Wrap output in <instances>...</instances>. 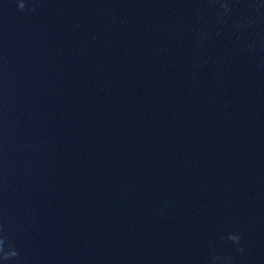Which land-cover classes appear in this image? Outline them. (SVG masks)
I'll list each match as a JSON object with an SVG mask.
<instances>
[{"label": "water", "instance_id": "water-1", "mask_svg": "<svg viewBox=\"0 0 264 264\" xmlns=\"http://www.w3.org/2000/svg\"><path fill=\"white\" fill-rule=\"evenodd\" d=\"M0 264H264V0H0Z\"/></svg>", "mask_w": 264, "mask_h": 264}]
</instances>
